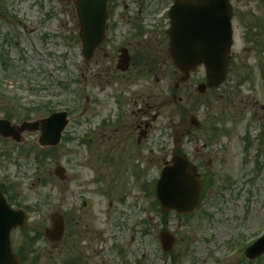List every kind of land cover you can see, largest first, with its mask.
Here are the masks:
<instances>
[{"label": "rangeland", "instance_id": "1", "mask_svg": "<svg viewBox=\"0 0 264 264\" xmlns=\"http://www.w3.org/2000/svg\"><path fill=\"white\" fill-rule=\"evenodd\" d=\"M146 1L158 19L171 3ZM234 1L240 5L243 0ZM123 2L128 10L137 9L136 0H117L115 15L130 14ZM69 3L0 0V118L20 123L47 116V109L68 110L69 118L55 147H41L38 131L21 132L19 143L0 137V183L13 202L26 208V238L42 236L51 224L50 214L57 212L64 217L65 232L72 225L88 226L89 237L92 228L103 232L105 264H264V254L254 260L243 255L244 247L264 232V111L259 109L263 91L247 83L236 92L224 86L201 94L196 90L199 72L191 73L175 92L181 74L163 33L155 39L157 32L145 47L134 45L133 36L128 39L133 59L147 56L152 71L132 68L136 78L125 92L120 83L127 77L114 79L111 70L103 74L110 66L109 60L99 59L103 52L84 61L78 21ZM263 8L264 0H245V9L239 10L257 17ZM161 22L166 24L165 19ZM127 25L116 27L115 47L129 44L120 37ZM173 94L181 97L180 103ZM147 98L156 116L150 136L153 151L148 157L139 148V155L132 152L129 157L123 142H135L133 112ZM180 111L189 130L180 142L182 149L206 182L197 209L181 218L174 211L162 213L153 192L144 190L146 182L154 186L175 149ZM190 115L197 117L200 128L189 125ZM110 142L116 147L113 156L107 154L114 157L108 162L103 153L109 145L104 143ZM203 143L209 150L196 155L194 148ZM56 165L65 168L64 180L53 174ZM163 230L175 237L168 252L158 238Z\"/></svg>", "mask_w": 264, "mask_h": 264}, {"label": "flooded vegetation", "instance_id": "2", "mask_svg": "<svg viewBox=\"0 0 264 264\" xmlns=\"http://www.w3.org/2000/svg\"><path fill=\"white\" fill-rule=\"evenodd\" d=\"M229 1L231 4L232 13V45L227 56L228 65L226 80L218 87L211 88L205 78L204 67L202 65L195 67L189 73L188 79L190 78L191 73H201V78L196 84V90L201 94L205 92L208 94L213 93L220 90L224 86H227V88L232 92H236L238 89H245V84L247 83H250L252 88L255 87L254 84L256 83V85H258L264 93V8L262 14L256 17L251 16L249 13H245V11L239 10L245 9V0L241 1V6L234 0ZM116 3L117 0H108V20L105 39L95 50L94 55L96 52L101 54L102 52L104 53V56L100 57L99 59L103 58L104 61L109 60L110 66L104 68L103 74L108 75L109 70H111L115 71V73L112 75L114 79L122 80V76L127 77V79H124L125 84L122 85L120 83V85L122 87H127V89L124 87L125 92H130L131 86L134 84L133 81L136 78V75L133 74V72H130V70L139 66L141 69L151 72L152 61H149L147 56H135L133 59V56L130 53L131 49H129L132 46L130 47L131 44L128 39L132 38L133 36V38L137 39L134 42V45L143 43L145 44V47L152 42L153 35L159 32L155 39L160 37L161 33H163L165 44L168 46L169 37L167 36L166 32L168 22L166 18H162L166 20V24L162 26V19L157 18V11L151 9L148 1L146 0H136V2H134V5L137 6L135 11L128 10L127 4L123 2L124 10L130 13L127 15H115L117 7ZM69 4L71 7H73L72 0H70ZM236 21L237 23H235ZM119 23L123 25L128 24L127 27L129 29L125 35L129 37H126L125 35L123 37L120 35L121 38L128 40L127 42L129 44L125 45V47H115L117 35L119 33L116 30V27L119 25ZM38 26L39 25H35L34 28H38ZM32 30L33 29L30 28L31 32ZM142 37H145V40L141 41L142 39H138ZM122 49H127L130 58L129 65L125 71L118 69L119 54ZM94 55L92 58H94ZM176 71L180 72L177 69ZM135 73H138V77H145L147 75V72ZM180 74L179 80L182 76L181 72ZM180 83L181 82L178 81L174 84L175 92L182 89L183 85L180 87ZM173 99L174 102L180 103L181 101V97L176 98L175 94H173ZM255 103H257V101ZM259 109L264 111V102L259 105ZM151 110L152 107L149 104V98H147V101L144 102V100H142L140 107L136 109V112H133V117H135V120L132 130L136 134L135 142L131 143V138H129V141L123 142L124 149H122L126 151L125 153L126 155H129V157L133 155L132 152H136L139 155V148H144L147 152V155H149L148 157H150L152 154L153 148L150 142V136L153 129L152 124L153 121L156 120V116L151 114ZM180 114L182 123L179 124L180 126L178 130L181 133V136L187 129L184 127V111H180ZM195 122L200 123L197 119ZM200 127L201 125L198 128ZM261 131H263V128ZM185 137L179 138L180 141L178 148L176 150H172L170 155L172 156L174 154H179L189 161V159L186 157V153H184V150L182 149V144L180 143ZM104 144L109 145L107 146L106 152L103 153V159L105 161L114 159V157H108V155H114L112 151L116 147L115 143L110 142ZM208 150L209 147H207V143H203L200 147L194 148L193 151L196 155H202ZM148 157L147 161L149 160ZM209 164L210 161L208 162V165ZM150 167L151 165L149 162L147 163L146 170H148ZM196 167L199 171L200 167L197 165ZM189 170L190 169L188 168L187 171L189 172ZM151 184L152 182L145 183L146 191L149 192V188H152ZM0 191L3 193L7 200V204L11 208L14 210L22 209L25 212L23 206L11 200V196L8 194L9 191L4 184L0 183ZM27 227L28 226L26 223H24L23 226H15L9 230L7 236L3 233L4 228L0 227V254H6L7 249L9 248V252L12 255L14 262H17L18 259L20 264H98L100 261H102V264H105L106 262L105 259L102 258L104 248L101 244H104L105 242L104 237L101 235L103 232L100 233L98 230H94L92 228V236L89 237L88 226H83L82 229H79L72 225L66 232L64 230V234L60 240L55 241L43 236V234L42 236L27 239ZM91 242L93 243L91 244ZM95 245H97V249L91 248Z\"/></svg>", "mask_w": 264, "mask_h": 264}, {"label": "water", "instance_id": "3", "mask_svg": "<svg viewBox=\"0 0 264 264\" xmlns=\"http://www.w3.org/2000/svg\"><path fill=\"white\" fill-rule=\"evenodd\" d=\"M173 1L174 4L169 11L170 28L168 30L169 53L173 62L184 72L183 80L187 78L191 69L203 64L206 68L208 85L217 87L225 80L226 57L231 45V7L228 0ZM73 3L79 22L82 52L86 59H90L104 37L107 18L106 0H73ZM123 58L122 62L128 64V56ZM67 123L65 112L54 113L36 122H23L17 127L8 121L0 120V135L11 136L18 140L19 133L39 129V144L55 146L59 143ZM190 123L196 125L193 116L190 117ZM186 168L187 161L180 156H174L172 163L165 165L162 169L155 187L162 212L174 209L178 215H185L196 208L201 183L195 167L192 168V174H187ZM64 171L63 167L57 166L54 173L63 179ZM1 208L6 210L3 206ZM14 216L15 214L10 211L12 220L6 226V234L12 226L16 225ZM52 220L54 229L46 230L45 234L53 233L58 239L62 235L63 219L60 215L54 214ZM159 239L165 251L171 249L174 237L169 232H161ZM262 253H264V236L245 250V256L249 259L259 257ZM6 259L11 260L8 253ZM6 259L0 256V264H7Z\"/></svg>", "mask_w": 264, "mask_h": 264}]
</instances>
